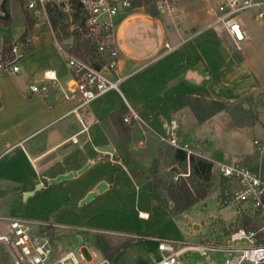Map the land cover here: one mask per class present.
<instances>
[{
    "label": "crops",
    "instance_id": "0c3cea01",
    "mask_svg": "<svg viewBox=\"0 0 264 264\" xmlns=\"http://www.w3.org/2000/svg\"><path fill=\"white\" fill-rule=\"evenodd\" d=\"M136 11L138 10L133 12ZM127 14L119 15L115 19V25L117 19L121 20ZM50 15L54 16L56 27L51 26ZM34 16V27L25 42L20 43L25 55L18 63L19 72L0 73V222L6 223V231L10 220H21L30 225L29 221L12 218L8 214L13 202L35 196L37 192L34 190L38 187H41L39 190L42 195H47L49 215L61 208L71 212L82 206V201L95 191L103 180L94 181L88 189L72 198L69 193L62 195L60 191L65 190L71 183L63 181L48 184V181L70 173L73 174L72 180L78 181L86 170L80 175H77V172L87 165L89 167V158L92 155H102V161L115 162L112 158L117 156V151L113 143L119 140L107 119L116 111L125 108L137 115L138 121H134L129 128L128 147L141 167L139 169L148 170L151 163L158 159V153L165 152L166 149L162 159L165 158L169 164H178L174 161V151L178 149L169 145L165 138L171 120L178 125L175 139L177 146H188L187 150L189 149L191 155L209 161V146L205 138L210 130L212 134L216 126L226 128L224 122L229 116L234 118V108L237 106H241L244 111L251 110L255 119L258 118L256 110H264L261 69L254 67L252 59L242 54L241 47V43L250 41L253 37L261 39L264 31H261L260 27L244 25L242 29L246 33V39L236 48L223 29L217 31L216 27L209 28L204 25L182 27L180 30L176 27H154L153 31L138 27L133 32L127 27L126 30L129 31L125 33L128 36L123 30L120 31L118 42L122 50L117 52V69L112 73L113 77L124 79L118 91H111L99 97L80 111L79 116L69 114L73 104L64 100L63 92L72 83V74L66 64L65 54L74 55L71 49L76 46L74 38L69 37L68 33L73 25V16L54 4H48L44 13ZM206 17L205 24L208 21V16ZM67 24L69 27L65 32L68 38H65L61 28ZM0 31L1 47L4 38L17 42L24 30L18 35L12 33L11 27L9 34L5 28ZM130 38H137L139 46L128 48L127 41ZM69 39H72V45L66 46L64 43ZM122 41L125 42L121 43ZM89 45L93 50H82L83 60L92 67L101 69L103 59L97 54L94 44L89 41ZM166 46L169 50H166ZM257 58L262 64L261 55ZM47 72L53 73L55 80L45 81L43 76ZM42 84H46L48 88L45 95L31 93L30 86ZM204 99L230 106L229 111L220 112L223 108H219L202 114L193 104L203 102ZM251 114L248 113L245 118L252 119ZM72 139H76V143H73ZM254 142L258 141L254 139L253 146ZM106 147L113 151L110 158H106L102 151ZM234 159L243 163L235 156L222 163L232 162ZM115 164L122 168L132 182L134 181L121 163ZM185 166L187 174L190 175L188 165ZM161 168L160 164L159 172ZM148 177L146 174V178ZM222 184L224 189L226 185L224 182ZM147 185L146 182L144 186L147 192L155 195L154 205L163 208L157 201V193L149 191ZM28 193L32 194L26 197ZM137 216L141 220L147 218V214L143 212ZM233 222H230L229 226ZM39 223L37 226L45 227L50 224L52 227V236L42 230L40 232L37 226L34 233L47 234L50 237L53 261L66 253L54 243L58 234L64 232L57 230L58 228L70 232V237H86L89 242L93 234L108 235L105 231L92 227L70 226L61 218L60 221L50 222L48 216L46 222ZM129 237L133 239L132 243L116 250L120 255L131 258L133 264H154L157 261L154 254L150 259L140 255L147 239ZM94 242L97 243L95 239ZM156 252V244H153V253ZM96 253L102 259L96 264H110L111 259L116 257L110 252ZM12 256L15 261L14 255ZM11 262L9 259L8 264H13Z\"/></svg>",
    "mask_w": 264,
    "mask_h": 264
},
{
    "label": "rangeland",
    "instance_id": "374dc122",
    "mask_svg": "<svg viewBox=\"0 0 264 264\" xmlns=\"http://www.w3.org/2000/svg\"><path fill=\"white\" fill-rule=\"evenodd\" d=\"M181 4L184 15L178 22L179 27H176L177 29L180 30L182 27H203L206 25L207 15L205 16V5L202 0H182ZM8 11L10 18L9 29L11 27L12 33L18 35L24 30V19L19 1L8 0ZM255 14L256 12L252 11L242 16L245 21V27H260V30L264 31V25L254 21ZM28 16L32 19L35 17L31 13H28ZM127 27L130 32H133L138 27L153 31L154 27H174V25L164 17L151 14L146 9L128 13L121 20H116L115 46L117 52L122 50L118 42L119 33L122 30L123 33L129 31L126 30ZM1 28L4 27L0 26ZM216 30L222 31V28L217 26ZM125 35L128 36L127 33ZM123 42L125 41L121 43ZM127 42L129 44L128 48L129 46H139L140 44L137 38H130ZM126 46L127 44L125 43ZM241 47L242 54L249 59H255L251 60V62L254 67L261 69V78L264 83V36L261 39L253 37L250 41H244L241 43ZM259 55L262 57V64L258 62L257 57ZM193 105H196L202 114H207V111L212 109L223 108V110H220V112H223L229 111L230 108V106L222 103H212L207 99ZM256 112L258 115L257 119L254 118L255 115L251 114V110L245 109L244 111L241 106H237L234 108V118L229 116L224 122L225 126H227L226 128L216 126L212 134L211 130L207 134L205 140L207 146H209V161L213 164L212 177L206 185L208 196L203 202L190 207L181 215H173L164 208L152 204V200H155V195L147 192L144 186L147 181L142 179L139 183L136 181L132 182L130 177L126 176L122 168L118 167L115 162L112 163L110 160L102 161V155L101 157L100 155H92L89 158L90 165L84 175L78 181H74L75 179L65 181L64 183H71L70 186L65 190H60L62 195L69 193L70 198H72L88 189L94 181L103 180L101 183H104L107 189L102 193H96L89 202L74 209L75 211L67 212L61 208L56 210L57 212L55 211L54 214L49 215L50 206H48L47 195H42L40 190L35 189L34 192H37L35 196H29L28 198H23L24 200L13 202L8 215L12 218L29 221L33 231L39 221L40 223L41 221L46 222L49 216L50 222L60 221L61 218L64 223L70 226L92 227L95 230L108 233V235L93 234L92 239H90L91 244L86 237L81 235L70 237V232H67L66 229H57L64 232L58 234L56 239H54V243L66 252L80 249V254L83 257V261L80 264H96L102 260L96 251L99 253L110 252V254L116 255V257L111 259L110 264H133L131 258L120 255L119 251H116L133 240L129 236L147 239V244L143 246L144 248L140 254L145 259H150L154 254V258L158 260V252L153 253V244H156L158 240L187 245L206 244L212 241L224 244L227 240L224 228L235 220V216L233 207L229 203L221 201V191L224 184L217 176L218 165L229 157L235 156L242 160V165L246 169L264 180V127L262 126L264 125V110L257 109ZM248 113L253 115L252 119L245 118ZM145 133L146 131L144 130L143 134L146 137ZM254 139L260 143L259 147L253 146ZM128 144L113 143L117 156L141 168L131 154ZM165 152H167V149ZM165 152L158 153V169L160 164L162 165L161 173L158 171L159 178L162 182L176 183L173 182L174 175L187 174V166L169 164L165 158L162 159ZM143 170L145 172L148 171L146 169ZM179 179H184L189 185L192 183V179L189 176ZM161 194L162 197L167 198L164 191H161ZM59 197L63 198L61 195ZM140 212L146 213L147 218L144 220L139 219L137 214ZM194 226H198V229L196 230ZM37 227L40 232L41 230L43 231V226ZM5 234L6 223L0 222V236ZM94 239L98 241L97 245ZM12 255L8 247L0 244V264H8L9 259L12 260L11 263L15 264ZM225 258L226 256L223 253L215 252L201 255L199 252L191 251L182 254L178 261L180 264H222Z\"/></svg>",
    "mask_w": 264,
    "mask_h": 264
},
{
    "label": "built area",
    "instance_id": "2783aa9c",
    "mask_svg": "<svg viewBox=\"0 0 264 264\" xmlns=\"http://www.w3.org/2000/svg\"><path fill=\"white\" fill-rule=\"evenodd\" d=\"M208 21L205 27H221L236 48L246 39L242 16L255 11L254 21L264 24V0H202ZM182 0H27L26 8L34 15L44 13L48 4L61 7L71 17L78 13V23L68 30L69 37L81 36L95 46L97 54L103 59L101 69H96L83 59L65 54L66 64L72 74L71 85L63 92V98L73 106L69 114L79 116L93 101L111 91H118L123 78L113 77L117 69V50L115 46V19L139 9L169 20L174 27L184 15ZM1 15V12H0ZM166 50L169 47L166 46ZM25 50L14 42L8 61L0 57V73L19 72L18 63ZM44 80H55L53 73L44 74ZM31 93L45 95L46 84L32 85ZM138 121L137 115L129 111L123 118L125 124ZM178 125L174 120L168 123L166 140L169 145L190 154L187 147H178L175 139ZM76 143V139H72ZM254 146L259 147L258 142ZM189 174L175 175L173 182L186 178ZM218 177L225 183L221 191V201L229 203L234 211L235 221L224 228L227 240L224 244L216 241L199 245L176 244L171 241H156L159 258L154 264H180L179 257L196 251L201 255L223 253L226 258L222 264H264V180L246 169L239 159L218 165ZM0 242L8 247L15 264H80L83 257L79 250L63 253L55 261L52 258V243L47 234L34 233L33 228L21 220H10L5 235Z\"/></svg>",
    "mask_w": 264,
    "mask_h": 264
},
{
    "label": "trees",
    "instance_id": "16d2710c",
    "mask_svg": "<svg viewBox=\"0 0 264 264\" xmlns=\"http://www.w3.org/2000/svg\"><path fill=\"white\" fill-rule=\"evenodd\" d=\"M21 12L23 14L24 19V32L18 39V43H24L26 37L28 36V32L34 27L36 20L32 19L28 16L29 11L26 8L27 0H18ZM6 11H8V0L5 5ZM50 13V12H49ZM50 24L52 27H56V21L54 16L50 15ZM10 18L7 20H0V26H3L6 29V33L9 34V24ZM80 20L78 13L73 15L72 23H78ZM69 27V25H63L61 30L64 33V37L68 38L65 30ZM74 41L76 42V46H74L71 51L77 58L83 59L82 50H93V47L89 45V41L83 40L81 36H75ZM14 45L11 39L5 38L0 47V57L3 61H8L11 49ZM128 113L127 109L123 108L119 111L114 112L108 117V122L114 129L117 134L118 140L121 144L126 145L130 138L129 128L134 124V121H131L130 124H125L123 122L124 116ZM115 162H120L123 167L127 170L131 178L140 182V180L147 181V189L149 191H155L157 193V201H159L165 210L173 215H181L190 207L196 205L199 202H203L208 196V189L206 187L207 183L210 182L212 177V164L195 155L187 154L181 150L174 151V161L178 164L188 165L189 168V178L192 179V183L190 186L184 179H179L176 183H167L162 182L159 178L158 174V163L157 160L153 161L148 169L145 172L142 169L136 167L135 164L129 163L124 158H120L119 156H114L112 158ZM146 174H148L149 178H146ZM161 191H164L167 198L162 197ZM155 200H152V204H155ZM169 204H172V207H169ZM52 227L51 225H47L43 228L44 232H48L49 236H52ZM96 242H98L96 240ZM132 241L126 245L131 244ZM125 245V246H126Z\"/></svg>",
    "mask_w": 264,
    "mask_h": 264
},
{
    "label": "water",
    "instance_id": "95a60500",
    "mask_svg": "<svg viewBox=\"0 0 264 264\" xmlns=\"http://www.w3.org/2000/svg\"><path fill=\"white\" fill-rule=\"evenodd\" d=\"M7 3V0H0V12H1V15H0V20H7L9 18V14L7 13L6 11V8H5V5ZM150 13L151 14H154V11H153V7L150 6ZM66 46H70L72 45V39H69V40H66L65 43H64ZM102 151H104V153L106 154V158H110V155L113 154V151L109 148H103ZM88 168V165L85 166L83 169H81L80 171L77 172V175H80L81 173H83L86 169ZM73 178V174H67V175H62V176H59L53 180H50L48 181V184H57V183H60V182H63V181H67V180H71ZM41 189V187H38L37 190ZM105 189H107V186L104 184V183H100L96 188H95V191H93L92 193H90L83 201L81 204H85L87 202H89L95 195L96 193H102ZM32 193H28L26 195L29 196L31 195ZM169 207L171 208L172 207V204L169 205ZM194 228L197 230L198 229V226H194Z\"/></svg>",
    "mask_w": 264,
    "mask_h": 264
},
{
    "label": "bare ground",
    "instance_id": "6f19581e",
    "mask_svg": "<svg viewBox=\"0 0 264 264\" xmlns=\"http://www.w3.org/2000/svg\"><path fill=\"white\" fill-rule=\"evenodd\" d=\"M142 218L144 217V216H141Z\"/></svg>",
    "mask_w": 264,
    "mask_h": 264
}]
</instances>
